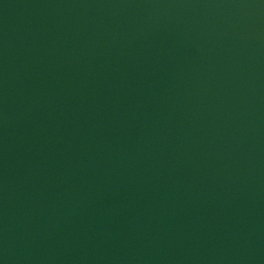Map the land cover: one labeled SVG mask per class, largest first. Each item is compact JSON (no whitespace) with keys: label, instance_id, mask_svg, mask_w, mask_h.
<instances>
[{"label":"water","instance_id":"1","mask_svg":"<svg viewBox=\"0 0 264 264\" xmlns=\"http://www.w3.org/2000/svg\"><path fill=\"white\" fill-rule=\"evenodd\" d=\"M0 264H264V0H0Z\"/></svg>","mask_w":264,"mask_h":264}]
</instances>
